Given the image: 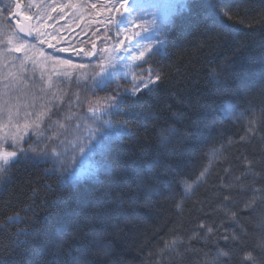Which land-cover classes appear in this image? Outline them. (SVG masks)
I'll list each match as a JSON object with an SVG mask.
<instances>
[{
	"label": "trees",
	"instance_id": "obj_1",
	"mask_svg": "<svg viewBox=\"0 0 264 264\" xmlns=\"http://www.w3.org/2000/svg\"><path fill=\"white\" fill-rule=\"evenodd\" d=\"M15 2L0 0V92L28 130L0 162V264H52L60 245L96 264H264V0H185L141 67L161 83L122 100L110 128L86 112L116 87L100 86L98 65L77 55L86 34L65 51L73 75L49 80L9 57V41L24 39L9 18ZM87 121L104 132L97 167L71 180L67 144Z\"/></svg>",
	"mask_w": 264,
	"mask_h": 264
},
{
	"label": "rangeland",
	"instance_id": "obj_2",
	"mask_svg": "<svg viewBox=\"0 0 264 264\" xmlns=\"http://www.w3.org/2000/svg\"><path fill=\"white\" fill-rule=\"evenodd\" d=\"M30 2L33 10H39L33 16L37 36L33 40H10L8 45L9 57H20L25 63L34 64L39 69L42 68L43 75L49 80L59 73L73 75L75 73L74 65L61 63V61L69 60V57L65 51H60L62 49L58 42L63 40V49L70 50L76 48L77 39L75 40V37H84L86 34L87 42H89L86 49L88 53H94V55H87L88 53L84 51L81 54L90 57L98 65L97 73H99L100 86L118 81L119 84L131 88L133 87L132 77H136L135 82H139L140 79L146 80L148 75L154 74L153 71L146 73L145 69L138 67L137 65L141 62L134 60L131 55L118 46V40L123 39V35H130V33H124V28L128 26L127 13L110 11L113 5L119 7L121 0H81V2L72 1V3L70 0L68 2L65 0H30ZM184 2L185 0H128L127 6L132 11V19L135 24L142 27L134 29L140 35L125 40L124 46L135 52L138 46L142 48L151 43L155 45L152 52L158 49L161 41L157 25L162 26L175 13L178 6L183 5ZM25 9L31 10L29 7H24L26 14L28 13ZM109 17H111V21ZM121 20L123 22L118 24ZM89 24L93 26H85ZM118 32L121 35L118 36ZM49 43L52 47H49ZM19 45L25 46L24 52L17 53L15 51ZM53 50H59V53H54ZM53 55H57V57ZM126 81L129 82L126 83ZM16 89H20L19 84L16 85ZM5 95L6 93L0 92V153L9 152L5 149L6 143L11 142L17 145L20 140L25 138V133L28 130V128L26 130L20 129V126L15 123L14 102L7 99ZM108 103L107 98L98 96L88 102L86 112L89 120H93L95 123L99 122L110 128V115L104 112V106ZM43 112L48 113L44 110ZM44 113L38 114L35 121L45 120ZM105 121L109 122L106 123ZM74 125L82 135L80 140L71 139L67 144L68 150H77L78 165L72 167L69 173L71 180L81 179L96 170L97 165L93 160V155L96 149L101 146L102 139L100 136L104 133L88 121ZM60 126L63 124L60 123ZM90 134H92L91 144L87 143ZM81 147L84 148L83 152L80 151ZM54 154L57 155L59 152L54 151ZM72 156L74 157L75 153Z\"/></svg>",
	"mask_w": 264,
	"mask_h": 264
},
{
	"label": "snow or ice",
	"instance_id": "obj_3",
	"mask_svg": "<svg viewBox=\"0 0 264 264\" xmlns=\"http://www.w3.org/2000/svg\"><path fill=\"white\" fill-rule=\"evenodd\" d=\"M127 5H128V0H121V2L119 3V7H116L115 5H113L112 9H110V11H116L118 13L121 11H123L124 13H127L126 18L128 19V26L124 28V33H130V35H123V39L118 40V46L122 48L125 52H127L129 55H131L134 60L140 61L141 63L137 66L142 67L143 65H148L151 63L152 49L155 45L150 43V44L144 45L142 48L138 46L135 52H133L132 49H128L124 46L125 40H130L140 35V33L138 31H135L134 29L142 27L141 25L135 24L134 20L132 19V11L128 8ZM16 7L19 8V4H16ZM93 7H95V5H93ZM109 20L111 21V17H109ZM17 22L19 23V21ZM122 22L123 20L118 22V24ZM153 23L155 24V21H153ZM157 28L161 32H163L164 30L160 25H157ZM25 35L30 36L31 32H28ZM117 35L119 36L121 35V33L118 32ZM156 43H159V42H156ZM49 47H52L50 43H49ZM93 48H95V45H93ZM15 51L17 53L24 52L25 46L19 45L15 48ZM62 51H68V49H62ZM81 52H83V49L77 51V55H79ZM87 55H94V53H88ZM61 63L67 64V65L72 64V62L69 60L61 61ZM79 67H83V66L80 65ZM152 71L153 70L151 68L145 69L146 73H152ZM93 75L96 76V75H99V73H94ZM211 75L215 77L216 73L212 72ZM135 81H136V77H132L131 82L133 83V87L131 88H124L117 81L116 87L113 88L111 86H107L101 89L103 91H110L112 93V95L107 97L109 103L104 106L105 113L111 115L112 109L115 108L122 100L126 99L128 96H131L133 98L139 96L140 94L150 89L151 87L161 83L162 77L159 74H155L154 76L148 75V78L146 80L140 79L139 82H135ZM93 82L98 83V81L96 80H94ZM128 82L129 81H126V83ZM105 122L107 123L109 121H105ZM91 135L92 134H90L87 140V143L89 144L92 143ZM80 151L83 152L84 148L81 147ZM16 156H17V152L15 151L0 153V160H2L4 164H8L10 160L12 158H15ZM207 231L211 232L212 229L209 228L207 229ZM67 235L69 237H72V236H75L76 234L68 233ZM223 239L228 240L229 237L225 236L223 237ZM232 239L235 241L237 238L235 236H232ZM106 247L107 246H105V249ZM105 249H101V252H103L104 254H107ZM62 257H67L70 260L71 264H96L94 260L89 259V254L81 253L80 255H73L71 251H64L62 245L58 246V250L53 258L52 264H58L59 260ZM219 257H229V253L223 252L218 249L217 259ZM247 259H252V257L249 255ZM211 264H216V261H212Z\"/></svg>",
	"mask_w": 264,
	"mask_h": 264
},
{
	"label": "water",
	"instance_id": "obj_4",
	"mask_svg": "<svg viewBox=\"0 0 264 264\" xmlns=\"http://www.w3.org/2000/svg\"><path fill=\"white\" fill-rule=\"evenodd\" d=\"M14 17L15 19L13 20V23L17 32L26 38H34L35 32L33 31L32 18L21 13L20 6L19 8H16V10L10 16L11 19ZM17 21H19V23ZM28 32H31L30 36L25 35Z\"/></svg>",
	"mask_w": 264,
	"mask_h": 264
}]
</instances>
